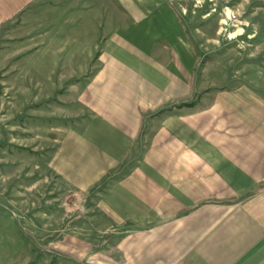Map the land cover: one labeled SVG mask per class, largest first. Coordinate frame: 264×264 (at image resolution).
I'll list each match as a JSON object with an SVG mask.
<instances>
[{
    "label": "crops",
    "instance_id": "0c3cea01",
    "mask_svg": "<svg viewBox=\"0 0 264 264\" xmlns=\"http://www.w3.org/2000/svg\"><path fill=\"white\" fill-rule=\"evenodd\" d=\"M132 2L127 25L116 12L80 43H49L48 69L36 71L38 162L78 197L72 211L97 214L102 234L93 252L49 260L264 264V45L254 78L241 71L206 80L195 74L200 66L182 29L164 23L160 11L140 9L145 0ZM36 3L0 0V33L31 27L32 52L46 33L61 36L34 21ZM206 81L224 85L202 93ZM186 99L193 105L168 106ZM93 198L95 206H86Z\"/></svg>",
    "mask_w": 264,
    "mask_h": 264
},
{
    "label": "rangeland",
    "instance_id": "374dc122",
    "mask_svg": "<svg viewBox=\"0 0 264 264\" xmlns=\"http://www.w3.org/2000/svg\"><path fill=\"white\" fill-rule=\"evenodd\" d=\"M132 1L136 0H37L34 21L42 28L51 25V33L56 32V28L61 29V36L52 34L49 39L46 33L44 46L34 52L27 49L33 40L31 27L8 25L2 29L0 264H52L54 260H49L50 255L90 253L99 248L95 241L102 234L97 228V214L76 211V208L72 211L69 206H81L78 197L68 194V188L57 187L47 164L38 162L41 156L32 144V103L40 92L36 71L40 70L42 75L43 70L48 69L50 57L44 49L49 43H80L86 36L92 37L102 18L107 26L111 16L116 18L117 15H113L116 12L121 13L122 25H127ZM145 1L140 9L160 11L158 16L164 23L170 22L169 25L182 29L179 38L183 36L186 48L194 51L195 62L200 66L195 67V74L208 80L209 75L226 73L236 77L243 71L254 78L258 69L256 61L262 57L257 48L264 45V0ZM23 45L26 46L24 52L20 49ZM44 85L41 83V89ZM210 85L214 86L208 88ZM223 85L206 81L201 82L200 87L203 93L218 90ZM192 105V99L168 104L169 107ZM92 203L85 205L95 206V198ZM67 237H72L73 241L65 240ZM75 237L88 239L89 244Z\"/></svg>",
    "mask_w": 264,
    "mask_h": 264
},
{
    "label": "built area",
    "instance_id": "2783aa9c",
    "mask_svg": "<svg viewBox=\"0 0 264 264\" xmlns=\"http://www.w3.org/2000/svg\"><path fill=\"white\" fill-rule=\"evenodd\" d=\"M228 13H230V12H228ZM231 17V16H230ZM232 18H234V16L232 15Z\"/></svg>",
    "mask_w": 264,
    "mask_h": 264
}]
</instances>
